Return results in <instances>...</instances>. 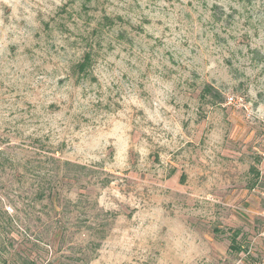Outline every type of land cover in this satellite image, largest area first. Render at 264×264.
<instances>
[{"label": "rangeland", "instance_id": "obj_1", "mask_svg": "<svg viewBox=\"0 0 264 264\" xmlns=\"http://www.w3.org/2000/svg\"><path fill=\"white\" fill-rule=\"evenodd\" d=\"M263 261L264 0H0V264Z\"/></svg>", "mask_w": 264, "mask_h": 264}, {"label": "trees", "instance_id": "obj_2", "mask_svg": "<svg viewBox=\"0 0 264 264\" xmlns=\"http://www.w3.org/2000/svg\"><path fill=\"white\" fill-rule=\"evenodd\" d=\"M90 59L87 55L86 60ZM85 64H82L84 66ZM47 163H52L53 168L50 170L52 174H46L43 181L38 184V191L36 196L40 200L50 199L53 202L61 200L66 203L71 202L69 196L65 192H72V188L76 184L84 183V188H88L90 185L98 184L99 182L102 186H106L111 180L107 177L101 179L97 176L96 170L89 167L88 165L73 162L70 160H64L59 157L49 156ZM95 179V181H92ZM97 182V183H95ZM83 188V187H82ZM77 205L80 206L82 201H76ZM95 202H92L94 206Z\"/></svg>", "mask_w": 264, "mask_h": 264}, {"label": "built area", "instance_id": "obj_3", "mask_svg": "<svg viewBox=\"0 0 264 264\" xmlns=\"http://www.w3.org/2000/svg\"><path fill=\"white\" fill-rule=\"evenodd\" d=\"M230 100H232V97H229V101H230ZM262 264H264V261H263V263H262Z\"/></svg>", "mask_w": 264, "mask_h": 264}]
</instances>
